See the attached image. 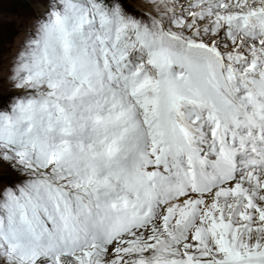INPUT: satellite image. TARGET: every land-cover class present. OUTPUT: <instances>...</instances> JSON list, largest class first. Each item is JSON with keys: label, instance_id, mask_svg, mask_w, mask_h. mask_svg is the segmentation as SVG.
I'll return each mask as SVG.
<instances>
[{"label": "snow or ice", "instance_id": "6c2138e0", "mask_svg": "<svg viewBox=\"0 0 264 264\" xmlns=\"http://www.w3.org/2000/svg\"><path fill=\"white\" fill-rule=\"evenodd\" d=\"M0 264H264V0H0Z\"/></svg>", "mask_w": 264, "mask_h": 264}, {"label": "rangeland", "instance_id": "374dc122", "mask_svg": "<svg viewBox=\"0 0 264 264\" xmlns=\"http://www.w3.org/2000/svg\"><path fill=\"white\" fill-rule=\"evenodd\" d=\"M27 8L19 3L0 9V55L14 50L22 38L17 16L26 15Z\"/></svg>", "mask_w": 264, "mask_h": 264}]
</instances>
